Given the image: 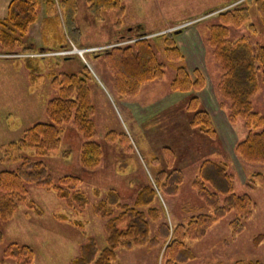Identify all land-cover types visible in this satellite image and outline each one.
I'll list each match as a JSON object with an SVG mask.
<instances>
[{
  "label": "rangeland",
  "instance_id": "obj_1",
  "mask_svg": "<svg viewBox=\"0 0 264 264\" xmlns=\"http://www.w3.org/2000/svg\"><path fill=\"white\" fill-rule=\"evenodd\" d=\"M256 1L119 0L123 7L120 15L107 10L95 16L89 10L90 0H74L75 9L68 18L62 3L72 2L37 0V18L28 26L23 45H0V170L17 165L12 156L2 160L3 146L21 137L35 122L47 120L46 102L57 95L55 76L79 73L84 66L91 77L94 140L102 155L95 169L83 168L79 161L82 136L72 122L65 124L59 149L35 159L44 161L55 183L64 175L79 177L77 189L87 198L86 203L70 205L53 189L27 184L32 207L21 202L13 216L0 220L2 264H18L3 257L10 243L30 245L31 264H70L90 237L102 249L108 217L96 213L95 204L113 190L120 203L131 205L146 184H152L156 191L153 206L158 217L146 218V242L118 248L111 264H264V163L245 162L236 152V144L247 130L242 119L229 121L226 107L221 106L224 100L217 88L221 67L207 42L208 26L218 22V12L247 6L248 21L239 27L228 26L229 38L247 37L251 43L264 45V24ZM8 2L0 0V18L6 15ZM170 33L183 53V63L190 73H201L204 87L197 92L170 90L174 69L167 63L161 79L143 84L135 96H122L100 54L103 49L148 38L158 58L165 61L161 40ZM192 94L199 96L201 106L209 112L216 129L214 138L190 125L185 107ZM251 100L253 110L264 115V75H259V88ZM163 146L179 150L173 154ZM205 159L227 163V172L234 176V191L252 198L251 214L238 233H233L229 224L234 211L217 218L203 235L183 238L187 250L167 258L164 251L174 227L187 223L193 215L212 213L192 185ZM169 161L182 170L183 180L175 193L155 183L158 171ZM250 178L254 183L249 188L246 181ZM113 211L117 215L122 207ZM117 224L124 228L126 221Z\"/></svg>",
  "mask_w": 264,
  "mask_h": 264
},
{
  "label": "trees",
  "instance_id": "obj_2",
  "mask_svg": "<svg viewBox=\"0 0 264 264\" xmlns=\"http://www.w3.org/2000/svg\"><path fill=\"white\" fill-rule=\"evenodd\" d=\"M66 1L72 2L62 3L69 18L75 9V3L74 0ZM255 6L264 24V0H257ZM70 8L73 9L69 10ZM37 10V0H9L6 15L0 18V45L9 48L14 44L22 46L28 26L37 18ZM89 10L95 16L107 10H115L120 15L123 7L119 0H90ZM248 19L247 6L218 12V22L208 26L207 42L221 67L217 83L224 100L221 106L226 107L229 121L234 123L240 118L247 130L246 136L236 144V152L245 162L264 163V115L253 110L251 100L259 88V75H264V45L251 43L247 37L235 40L229 38L228 26L239 27ZM161 42L166 62L158 58L155 47L148 38H139L124 46L114 45L100 53L113 77L115 89L122 96H135L143 84L161 79L165 75L167 63L173 64L171 66L174 69L169 82L170 90L197 92L204 87L201 73L198 70L190 73L183 63V53L172 34H164ZM33 67L30 61L28 68L32 71ZM84 68L79 73L63 72L55 76L53 85L57 88V95L46 102L47 120L35 122L23 130L21 137L3 146L2 160L6 161L12 156L17 165L14 169L0 170V220L13 216L21 202L32 207L27 199V184L53 189L59 197L67 199L70 205L76 203L83 206L86 203L87 198L77 189L79 177L64 175L55 183L44 161L35 159L58 150L61 131L65 124L72 122L82 136L79 155L81 166L93 170L100 163L102 149L94 140L95 107L89 86L91 77L88 68ZM185 109L190 113L189 123L192 127L211 138L216 136L209 112L201 106L197 94L189 96ZM108 135L112 139V133L109 132ZM163 148L166 152H172L168 147ZM182 180V170L172 166L171 161L155 177V183L159 187H170V193L178 190ZM253 183V178L246 181L249 188ZM192 185L212 213L193 215L187 223L174 227L164 251L167 258L187 250L183 238L203 235L205 229L217 218L234 211L235 217L229 224L233 233H238L243 227V221L251 214L252 198L248 193L237 194L234 191V176L227 172L225 161L203 160ZM155 195L152 184H146L136 193L133 203L128 205L120 203L117 193L109 190L106 199L95 204L94 209L96 213L108 217L106 245L99 249L95 240L90 237L80 245L79 254L70 260V264H111L118 248H130L146 242L149 233L148 219L158 217V210L153 206ZM119 207H122V211L113 215V210ZM143 207L145 210H141ZM119 220L126 221L124 228L118 227ZM165 226L162 224V227ZM2 239L3 233L0 231V242ZM32 256L33 249L30 245L17 243L8 244L3 255L5 258L15 259L18 264H31ZM3 261L0 260V264Z\"/></svg>",
  "mask_w": 264,
  "mask_h": 264
},
{
  "label": "crops",
  "instance_id": "obj_3",
  "mask_svg": "<svg viewBox=\"0 0 264 264\" xmlns=\"http://www.w3.org/2000/svg\"><path fill=\"white\" fill-rule=\"evenodd\" d=\"M165 96H166V95H165ZM180 96H181V95H180ZM166 97H167V96H166ZM165 102H168V100H167V101H165ZM163 104H164V103H163ZM163 104H162V105H163ZM214 111H217V110L215 109ZM218 113H219V114H221V112H219V111H218ZM163 147H168V146H163ZM168 148H170V149H171V151H172V153H173V154H174V152H173V151H177V150H179L177 147H176V150H174L172 147H168Z\"/></svg>",
  "mask_w": 264,
  "mask_h": 264
},
{
  "label": "bare ground",
  "instance_id": "obj_4",
  "mask_svg": "<svg viewBox=\"0 0 264 264\" xmlns=\"http://www.w3.org/2000/svg\"><path fill=\"white\" fill-rule=\"evenodd\" d=\"M77 52H78V53H81V52H83V51H82L81 49H77Z\"/></svg>",
  "mask_w": 264,
  "mask_h": 264
}]
</instances>
